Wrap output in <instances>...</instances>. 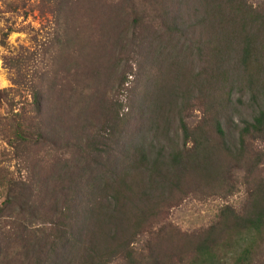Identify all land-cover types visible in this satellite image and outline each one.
<instances>
[{
    "label": "rangeland",
    "instance_id": "374dc122",
    "mask_svg": "<svg viewBox=\"0 0 264 264\" xmlns=\"http://www.w3.org/2000/svg\"><path fill=\"white\" fill-rule=\"evenodd\" d=\"M250 2L256 7L264 4V0ZM162 7L161 0H0V206L7 183L14 190L25 189L38 206L43 193L55 186L54 178L86 153L109 151V156L101 155L104 161L98 168V173L108 171L109 178L113 159L135 135L137 104L148 112L156 96L167 104L165 111L173 113L170 136L175 135L182 149L177 111H183L190 127L201 118L192 88L181 83L180 72L189 64L181 62L185 57L178 49H159L140 32L133 33L135 19ZM33 86L41 94L40 115L33 106ZM127 116L132 119L129 123L117 124ZM250 116L242 107L234 121H249ZM18 124L28 135L16 150L12 145ZM37 125L42 140L35 135ZM116 128L125 131L119 143L113 142ZM212 144L209 161L219 172L217 179L191 184L186 195L171 203L150 231L137 238V258L142 255L148 261L156 254L162 264H189L206 232L218 228L226 217L250 213L252 194L264 183V159L255 161L264 146L249 142L244 157L233 160L217 152L216 139ZM229 148L235 155L237 142L230 140ZM7 215L3 208L0 260L23 264L15 230L10 228L15 218ZM222 234L225 245H230L223 246L224 251H235L228 264H238L243 247L235 244H242L240 233L225 228ZM244 242L251 245V252L240 264H264V229L254 235L253 243ZM110 264L125 263L117 259Z\"/></svg>",
    "mask_w": 264,
    "mask_h": 264
},
{
    "label": "trees",
    "instance_id": "16d2710c",
    "mask_svg": "<svg viewBox=\"0 0 264 264\" xmlns=\"http://www.w3.org/2000/svg\"><path fill=\"white\" fill-rule=\"evenodd\" d=\"M161 5L160 11L135 19L133 33L140 32L149 45L159 49H178L185 57L181 62L189 67L180 72L181 83L192 88L200 120L190 127L183 111H177L180 149L175 135L170 136L173 113L165 111L167 104L156 96L148 112L137 104L135 135L113 159L109 178L105 177L108 171L98 173V168L104 161L101 155L110 153L98 151L80 155L74 167H66L54 178L55 186L43 193L38 206L25 189L5 184L0 213L4 208L15 218L10 228L15 230L23 264H110L117 259L125 264H162L156 254L148 261L142 255L137 258L134 245L171 203L186 195L191 184L217 179L219 172L209 161L213 139L220 144L217 152L233 160L244 157L249 142L264 146V4L161 0ZM31 95L40 115L39 89L33 86ZM242 107L248 109L250 120L236 123L235 114ZM130 120L129 116L120 118L117 124ZM35 129L42 140V128L37 125ZM26 130L21 124L16 127L12 145L16 150L27 141ZM124 133L116 128L113 142H122ZM230 140L237 142L235 155ZM263 159L264 152H257L256 163ZM85 182L87 188L82 185ZM221 224L196 244L189 264H228L229 254L235 251H224L223 246L230 247L222 240L225 228L240 233L242 244L253 243L254 235L264 229V183L252 194L248 216L226 217ZM242 244H235L243 247L238 264L246 262L251 252V245Z\"/></svg>",
    "mask_w": 264,
    "mask_h": 264
},
{
    "label": "clouds",
    "instance_id": "9594fccd",
    "mask_svg": "<svg viewBox=\"0 0 264 264\" xmlns=\"http://www.w3.org/2000/svg\"><path fill=\"white\" fill-rule=\"evenodd\" d=\"M0 86H2V85H0Z\"/></svg>",
    "mask_w": 264,
    "mask_h": 264
}]
</instances>
